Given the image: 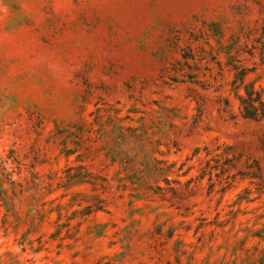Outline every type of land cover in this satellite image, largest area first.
I'll return each mask as SVG.
<instances>
[{"label":"rangeland","instance_id":"obj_1","mask_svg":"<svg viewBox=\"0 0 264 264\" xmlns=\"http://www.w3.org/2000/svg\"><path fill=\"white\" fill-rule=\"evenodd\" d=\"M264 0H0V264H264Z\"/></svg>","mask_w":264,"mask_h":264},{"label":"trees","instance_id":"obj_2","mask_svg":"<svg viewBox=\"0 0 264 264\" xmlns=\"http://www.w3.org/2000/svg\"><path fill=\"white\" fill-rule=\"evenodd\" d=\"M241 116L244 119L260 121L264 119V92L245 87L244 95H237Z\"/></svg>","mask_w":264,"mask_h":264}]
</instances>
